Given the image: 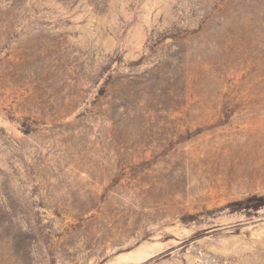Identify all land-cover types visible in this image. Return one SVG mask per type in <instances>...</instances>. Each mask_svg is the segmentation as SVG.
<instances>
[{"label":"rangeland","instance_id":"obj_1","mask_svg":"<svg viewBox=\"0 0 264 264\" xmlns=\"http://www.w3.org/2000/svg\"><path fill=\"white\" fill-rule=\"evenodd\" d=\"M0 264H264V0H0Z\"/></svg>","mask_w":264,"mask_h":264}]
</instances>
